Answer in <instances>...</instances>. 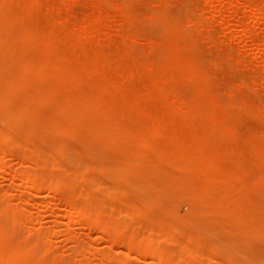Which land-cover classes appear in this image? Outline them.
Returning a JSON list of instances; mask_svg holds the SVG:
<instances>
[{
    "label": "rangeland",
    "instance_id": "374dc122",
    "mask_svg": "<svg viewBox=\"0 0 264 264\" xmlns=\"http://www.w3.org/2000/svg\"><path fill=\"white\" fill-rule=\"evenodd\" d=\"M11 1V6L9 4L7 7L9 12L15 9L18 12V8L20 10V8H24V5L25 8L28 6L21 3L27 1ZM32 11L33 22L31 25L39 28L35 41L42 40L45 34L42 31H47L45 27L48 28V20L53 21V24L52 21L51 23L49 21L48 24L49 27L52 25V28L55 25L53 29H56L55 33L59 34L57 36L67 41L71 39L73 32L83 27L85 19L97 18L99 23L94 25V35L85 48L89 47L88 51L92 49V52L95 51L94 53L104 57L105 63L99 72H86L85 75L76 77L74 79L75 86L66 89L58 97H54L52 92H42L45 102L42 104L34 102V105L40 109L39 114L31 112L23 115L20 111L11 114L12 120L17 117L12 132L24 137L32 146H42L45 148L46 155L49 154L48 156L51 155L50 153L58 152L61 160L68 164L72 163V168H80L90 179H96L104 184L108 183L107 185L115 182L120 186H117L116 195L120 198H127V201L130 200L123 206L117 205V210L121 209L127 212L130 210L128 209L130 207H127L130 206L129 203H131V208L135 203L138 204L139 213L137 216L142 214V218L139 224V219H137V225L140 226V224L151 220L153 221L150 223L153 224L158 221L159 224H155L167 227V230L176 229L177 240H186L190 244H197L204 249H213L217 255L216 259L225 260L228 264H240V260L241 264H263L264 0H42V6L35 9L34 12ZM25 24L26 22L23 20L13 24L0 21V27L2 25L7 31H13L14 36H17L20 28ZM72 30L73 32H71ZM68 43L60 44L57 40H52L50 45L55 50V53L51 54L52 57L54 58L56 54L72 52L71 48L73 47L70 48ZM86 51L85 49V55L88 54L90 57L89 54L92 52ZM27 56L29 59L38 56V48L35 45L28 47ZM132 59L137 60L138 64L140 63L139 66L146 65L145 68L138 66V69L137 67L133 69L135 74L139 71L146 73L148 67L150 74L143 75L141 72L138 76L137 73L135 77L139 78H134L132 83L131 81L129 84L127 83L128 87L132 85L131 87L145 89L151 82H154L160 92L166 96L167 106L178 108L180 115L190 121L191 130L199 135L207 134L206 138H199V143L216 158L214 170L219 173V176L213 182L220 189L228 188L231 191L235 206L230 213L216 214L207 209L204 197L207 195L208 189L204 187L200 178L191 177L184 171L175 176L176 174L170 173V171H174V165L164 162L154 163L156 161H153L152 157L154 158V155L157 154V147H150L148 150L150 153L147 158H151V160L146 158L147 160L142 163L133 160L135 152L141 147V139L136 135L137 131L142 127H150L153 116L151 118L150 115H137L134 111L126 112L118 95L107 92L99 95L95 90V87L106 83L109 78H117L121 73L125 75L128 73L126 70L137 66V63L134 64L131 61ZM177 67L178 69H175ZM183 68L187 72H182ZM20 70L21 68L17 66L12 71L18 75ZM1 71L3 69H0ZM186 73L190 77H186ZM38 82L44 85H55L56 79L49 77V79L44 78ZM13 89L17 90L18 96L26 97L24 87ZM68 95H75L82 100L88 98L90 103H94L98 108L97 122L91 123L89 111L86 110L79 121L77 120L78 127L76 125L75 130L68 131L66 127L57 129L48 127L46 118L50 116L59 119L61 114L63 116L70 114L72 117L71 111L59 106L60 101ZM174 96L175 99H173ZM110 99H114V106H103L100 103ZM142 99L143 106L149 104V99ZM161 105L162 102L156 100L150 105L152 112L161 108ZM7 119H10L9 116L0 112V125L4 128ZM26 126H30L28 136H24ZM126 128L128 129L126 130ZM168 129L173 131V128ZM3 131H7V129H3ZM123 131L127 134L122 136ZM93 132L98 133L95 138L91 136L94 134ZM170 136L163 138L159 136L158 139L168 140ZM20 153L21 151L9 152L10 158L15 157V159L12 158L13 163L7 166L9 170L14 169V164L17 163L15 160L20 156ZM53 172L60 177L69 178L68 172L65 170L54 169ZM230 174L233 175L234 180H232L233 178L227 180L226 176ZM0 180V187H2L0 192L6 189V193H0V198L7 197L8 205L11 204L13 209H20L18 207L22 203L20 200L25 191H21L24 192L22 195L18 193L19 197L11 194L12 186L20 180L16 179V181L10 175ZM145 180L147 181L144 184ZM99 186L97 189L95 186L93 191L91 190L92 197L97 201L100 197L99 202L109 199L110 195L106 188L102 185ZM180 187L183 190H180ZM64 190L65 192L69 191L68 188H65L57 194L58 196L51 197V200L53 198L55 200L54 204L58 205L59 203V208L56 207L58 212L53 211L54 214L47 212L45 214L47 216L39 219V209L42 208L40 203L38 207L34 205V207L30 206V209L25 210V215H27L26 211H30V215L28 217L22 214V217L32 219L28 221L29 228L22 227L21 224L16 227V231L20 233L15 235L14 244L27 248L31 246L33 238L40 236L37 235L38 231L43 233L42 238L44 239L47 235L46 231L49 229L48 231L51 233L49 232L48 235L58 234L55 237H53L54 235L49 236L58 247L55 248L57 250L55 254L61 256L64 261L81 256V258L78 257L81 262L85 258L82 254L85 249L81 252L82 247L85 246L84 242H88L89 246L92 242V245L99 243L96 246L102 248V251L108 249L109 242L104 237V239H99V233L95 229L87 230L85 228L89 220L87 218L77 222L74 229H70L77 235L69 236L66 228H69L67 225H70L71 222H69V218H62L63 215H61L64 214L62 209L65 208L63 206L65 202H61ZM121 190L124 192L119 196ZM175 192L179 194L176 195ZM46 193V190L38 192V199L40 201L44 199ZM12 207L10 208L12 209ZM140 207L143 210L147 209L145 218L143 217L145 213H142L143 210ZM101 209L104 210L103 215H106L109 205H102ZM2 214L0 213V226L7 217L4 215L5 213L4 216H1ZM1 217L5 218L2 220ZM116 219L119 221L123 217L119 215ZM60 220H63L61 227L56 231L53 228L56 227L58 221L61 222ZM135 224L134 222L129 224V229H137ZM52 231L54 232L52 233ZM71 236L75 238H71ZM17 237L20 238L17 239ZM105 237L107 238V236ZM96 238L100 241L95 243ZM141 239L143 242V238ZM47 240L49 239L45 238V244L48 243ZM80 244L83 245L81 249H76ZM120 248H114V253H120L119 250H122ZM75 249L77 254L74 255ZM80 252L81 254L78 255ZM225 255L226 259L228 257L234 259L226 260L224 259ZM96 256L98 257H88L89 259L86 260L89 262L88 264L99 263L101 255ZM151 258L148 256L144 261L138 258L139 260L128 263H124L122 260L123 262L116 261L112 264H152ZM194 261L191 257L187 264Z\"/></svg>",
    "mask_w": 264,
    "mask_h": 264
},
{
    "label": "bare ground",
    "instance_id": "6f19581e",
    "mask_svg": "<svg viewBox=\"0 0 264 264\" xmlns=\"http://www.w3.org/2000/svg\"><path fill=\"white\" fill-rule=\"evenodd\" d=\"M10 1L0 0V21L3 20L4 23L7 22L13 24L23 20L26 22V24L20 28L17 36L15 35L16 37L14 36L13 31H7L6 28H4L2 25L0 27V69H3V71L0 72V112L8 115L10 118L7 119L5 128L4 126L0 125V177L5 178L6 176L10 175L11 178L15 180L18 179V181L20 180V182H15L14 180L15 184L11 188L12 193L11 192L9 193H11L13 196L16 195L18 196V193H21L22 195L24 194V192L21 191H25V194L21 200L18 198L20 202H22L19 204L18 207L20 209H15V208L13 209L11 204L8 205L7 203L8 199H6L7 197L5 198L1 196L2 198H0V213L3 214L5 213L4 215L7 216L5 221H3V223H1L0 226V264H88L89 262L86 261L89 259L88 257L90 258L98 257L96 255H101L100 261L98 260L99 263L97 264H112L116 261H121V262L124 261V263L126 262L128 263V262H133L134 260L137 261L139 260L138 258H140V260L143 259L142 261H144V259L148 256L152 257L151 258L153 260L151 261L152 264H187L189 258L191 257L195 261L189 264H212V263L228 264L226 263L225 260H217L216 252L213 249H204L197 244L195 245L190 244L186 240H180V239L177 240L176 235L178 234L176 232V229L167 230L166 229L167 227L165 228L161 225H156L159 224L158 221H155L156 224L150 223L153 221L151 220L150 222L146 221L143 224H140V226L137 225L136 222L137 219H139L138 220V224H139L141 223L140 220L142 218V214H139L137 216V213H139L138 204L135 203L136 205L134 204L133 207L131 208V203H129L130 206L127 207H130L128 208L130 210H128L127 212L126 211L124 212V210L121 209L117 210L118 207L117 205L123 206L125 203H127L130 200L127 201L126 200L127 198H120L116 195L117 193L116 190L118 185L115 182H112L109 185H107L108 183L104 184V183H100L99 181H96V179L93 178L90 179L85 175V173L80 168H75V167L72 168L73 166L72 163L68 164V162H64L63 160H61L58 152H54L53 154L50 153L51 155L48 156L49 154L46 155L45 148H43L42 146H32L28 143V141L24 137H22L21 135H16L12 132V129L16 124L17 117L12 120V118L10 117L11 114H13L16 111H20L21 113H23V115L29 114L31 112H34L36 115L39 114L40 109L38 108V106L34 105V102L37 101L39 104L45 102V99L42 96V92L44 91L52 92L54 97H58V95L65 92L66 89L73 88L75 86L74 79L76 77L82 76L83 74L85 75L86 72H93V73L99 72L102 69L103 64L105 63V60L104 57L98 55L97 53H94L95 51L92 52V49L91 51L90 50L88 51L89 47L85 48L86 45L88 46L87 43L90 42L92 36L94 35L93 33L94 25L99 23L97 18L94 17L90 19L89 18L85 19L83 27L75 32H73L72 30L71 32H73V36L71 37L70 40L67 41L62 37L61 38L58 37L59 34H56L54 31L56 29H53L55 25H53V28L52 25L51 27H49L48 23L49 21L51 23L52 20H48L47 27L49 29L46 27L45 30L47 31H44L42 29L43 30L42 32L43 33L45 32L42 40L35 41V36L39 32L38 31L39 28L33 27L31 25V22H33L32 21L33 14H31V10H33L32 12H34L35 9L40 8L42 6V0H19V1H27V2L29 1V3L21 2L23 3V5L27 4L28 6H26L27 8H25V5L23 6L26 10L24 8H20L21 10L20 11L18 8V12L16 11L17 9L14 10L16 12H14L13 10L9 12V8L7 7H9L8 6L9 4L11 6L12 1L11 2ZM96 6L99 8L98 5ZM58 33L60 32L58 31ZM52 40H57V42H59L60 44L69 42L68 43L69 47L70 48L73 47L71 48L72 52L70 53L65 52V54H56L55 57L53 58L51 54L55 50H53V47L50 45V42ZM32 45H35V47L38 48V56H36L33 59H29L27 56V50L28 47ZM84 48L88 52H92L91 54H89L90 57H88V54L85 55ZM131 61H133L134 64L137 63L136 64L137 66L132 65L134 66L133 68L128 67L130 68L126 70L128 71V73H126L125 71L126 73L125 75H123L124 73L123 74L121 73L122 76H120L121 74H119L117 78H109V80H107L106 83H101L100 85L95 87V90H96V94L99 95L104 92L118 95L123 102L124 105L123 109L126 112L134 111L137 115H146V116L150 115L151 118L153 116V122L151 123L150 127H142L140 128V130L137 131L136 135L141 139V147L138 149L137 152H135V157H133V160L136 161L137 163L138 162L142 163L147 159L151 160V158H147L148 153H150L148 150L150 149V147H154V148L157 147L158 152L157 154L154 155L155 156L154 158L156 160L152 157L153 161H156L154 163L157 164L158 162H164L170 165H174L176 170L173 167L174 171H170V173L172 172L173 175L176 174L175 176H177L179 172L184 171L187 172V174H189L191 177L200 178L202 180L201 182L204 185V187H207L208 189L207 195L204 197L205 198L204 200L207 203L206 204V207H208L207 209L208 210L210 209L216 214L217 213L220 214L224 212L230 213L231 210H234V206H235L234 199L231 196V191L228 188L220 189L215 185V182L213 181L217 179L219 176V173H217L214 170V166L216 165V158L214 157V155L208 153L199 143V138L200 137L206 138L207 134L204 133L199 135L195 131L191 130L190 121L185 120L180 115L179 112L180 110L178 108L177 109L170 108L167 106L166 96H164L160 92V90L156 87L154 82H151L149 86H146L145 89H138L135 87H131L132 85H129L130 87H128L130 81L132 83L134 81L132 79L136 78L135 76L138 73L137 72L135 74L133 69H135L136 67L138 69V66L140 64V63L138 64L137 60L134 61L132 59ZM17 66L21 68L19 74L17 73L18 75L14 74V71H12ZM12 67L13 69L11 70ZM139 67L145 68L146 65ZM148 68L146 73L149 75L150 73L148 72ZM175 69H178V67ZM183 70L182 72H187L185 68H183ZM141 72H143V75L146 74L144 73V71H139L138 76L141 74ZM186 75H187L186 77L188 76L190 77V75H188L187 73ZM49 77H53L56 79L55 85H44L38 82V80L41 81L44 78L49 79ZM18 87H24V89H26L25 98L20 97L16 94L17 90L16 89L14 90L13 88H18ZM198 96L200 98V95ZM142 98L149 99V104L143 106L141 102L143 100ZM173 99H175V96L173 97ZM156 100H160L162 102V105L161 108H159L156 111L153 110L155 112H152L150 105H152ZM60 102L61 103H59V106H61V108L63 109H67L71 111L72 117L70 114L68 116L66 115L63 116L61 114L59 119L54 118V116H52L51 118L50 116L46 118L47 120L46 123L48 127H51L53 129L66 127L68 131L75 130L74 128H76L77 122L79 121L80 117L84 114L86 110L89 111L91 123L97 122L98 108L94 103H90L88 98L82 100L81 98H78L75 95H68ZM114 102H115L114 99H110L106 101H101L100 103L103 106L104 105L114 106L113 105ZM62 111L63 110L61 109V112ZM187 118L189 117L187 116ZM84 123L86 122L84 121ZM126 126H128V124H126ZM168 128H173V131H170ZM3 129H7V131H3ZM127 129L128 128H126V130ZM29 133H30V126H26V130L24 131V136L25 135L28 136ZM125 133L126 132L123 131L122 136ZM97 135H98L97 132H95L93 135L91 134V136L94 138ZM159 136H161L162 138L165 136H170V138H168V140L161 141L158 139ZM251 149L254 150L253 148ZM11 151L13 152L21 151V153L19 157L15 155L17 157V160H15L17 161V163L14 164L15 166L14 169L9 170L7 166L13 163L12 158L15 159V157L10 158L11 155L9 154V152ZM92 152L96 154V152L94 151ZM8 155H10V157ZM70 160L71 158L69 159V161ZM82 164L84 163L82 162ZM54 169H62L63 171L64 170L67 171L69 178L67 179L58 176L56 173L53 172ZM65 173L66 172H64V174ZM226 177L228 180L229 178H233V175L230 174ZM232 180H234V178ZM146 181L147 180H145V182L143 183L145 184ZM99 185H102L106 188V191L110 195L109 199L99 202L100 197L96 195V197L99 198L98 201L97 199L95 200L92 197V193H93L92 189L95 186H96L95 189H97V187H100ZM1 188L2 187H0V189ZM65 188H68L69 191L65 192L64 190L63 192L64 194L61 195L62 197L61 202L63 203L65 202L64 204L62 203L65 208L61 207L64 209V210L62 209L63 211L62 213L64 214L61 215H63L62 218L63 217H66V219L69 218V222H71L70 225L69 224L67 225V227L69 228H66V230L68 229L69 236L77 235V233L74 234L75 231L73 230L70 231V229L72 228L74 229V226L77 222L87 218L89 220L85 225V228L87 230L95 229V231L99 233L98 236L99 239H104V238L107 239V241L109 242V244H107L108 249H104L102 251V248L96 246L97 244H99L96 242L100 241L96 238L97 239V241H95L96 245H92L93 242L92 243L89 242L91 243L90 246L88 242L83 243L85 246L82 247L83 249L81 250V252L85 249L84 252H82V254H84L85 256L84 260L80 262L79 259L81 258V256L76 255L77 256L76 258L72 257L73 261L71 260L72 258L71 259L64 258L65 259L64 261L61 256L59 257V255L55 254L57 252L55 248L58 247H56V244H54L53 239L49 238L50 236L48 235L50 232L48 231L49 229H47L46 231L48 236L45 235L44 239L42 238V236H44L43 233H39L40 231H38L37 235L40 236L39 237L36 236L35 238H33L34 240L32 241L33 243L31 242L30 243L31 246L27 248L15 245L14 244L15 235H18L20 233L19 231H16L17 229L16 227L19 224H21L22 227L29 228L30 223H28V221H31L30 219H32V218L27 219V217L24 216L22 217V214L25 215V210L27 208L30 209V206L34 207V205L38 207L40 203V205H42V208L39 209L40 210L39 216L37 215L39 219L40 218L43 219V216H47L45 215L47 212L48 213L51 212L50 214L52 213L54 214V212L56 211L58 212L57 209L59 208L58 206L59 203L58 205L54 204L53 201L55 200H53L54 198L51 200V197L58 196L57 194L61 193V191ZM126 189L129 191L128 188ZM5 190L4 191L1 190V192L6 193ZM41 190H46L47 193L44 196L45 198L40 201L37 196L39 195L38 192H40ZM180 190H183V188L180 187ZM121 191L119 192V196L120 193L124 192L123 190ZM176 193L177 192H175L174 194ZM123 197L125 196L123 195ZM12 198L14 199L15 197ZM157 203L158 202L156 201L155 204L157 205ZM102 205L105 206L109 205V210H107L108 214L103 215L104 210L101 209ZM10 207H12V209ZM140 208L142 209V207ZM145 211H147V209H144L142 213H145ZM26 212L27 215L25 216L29 217L30 211H26ZM3 214L1 216H4ZM116 215L117 217L119 215H122L123 219L119 220L121 222H119L116 219L117 218ZM145 216L146 213L145 215H143V217L145 218ZM1 218L3 220V218L5 217H1ZM62 221L61 222L58 221L57 225L52 224V225H56V227L58 228H56L55 226H54L55 228L53 227L51 228H53L54 230L56 229L58 230L61 227ZM133 222L134 224L136 222L135 227L137 229L131 230L129 229V224ZM28 232L31 233L32 231H28ZM53 232L54 231H52V233ZM52 235H54L53 237H55L58 234L54 233L51 234V236ZM143 235L144 236L147 235V236L144 237ZM105 236H107V238ZM18 238L20 237H17V239ZM45 238L49 239L47 240L48 241L47 244H45L46 243L44 241ZM71 238H75V237L71 236ZM76 238L78 240V237ZM141 238H143V242L141 241L142 240ZM78 246L76 249L78 248L81 249V246L83 245L80 244ZM116 247H121L120 249L122 250L119 249L118 250L122 254L117 253L116 251L115 252L117 255L114 253V248ZM76 249L73 251L74 255L77 254ZM81 252L78 255H80ZM53 253L55 254V256H52L54 255ZM119 255L121 256L125 255L126 257H121ZM231 258L228 257L226 259V255H225L224 259L230 261ZM66 260L68 261L70 260V261L66 262ZM241 262L242 261L240 260V264Z\"/></svg>",
    "mask_w": 264,
    "mask_h": 264
}]
</instances>
